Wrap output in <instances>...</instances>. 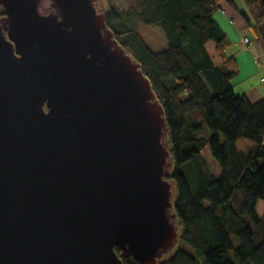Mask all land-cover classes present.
I'll return each instance as SVG.
<instances>
[{
  "label": "water",
  "instance_id": "95a60500",
  "mask_svg": "<svg viewBox=\"0 0 264 264\" xmlns=\"http://www.w3.org/2000/svg\"><path fill=\"white\" fill-rule=\"evenodd\" d=\"M48 2L0 0V264H158L165 107L99 0Z\"/></svg>",
  "mask_w": 264,
  "mask_h": 264
},
{
  "label": "trees",
  "instance_id": "16d2710c",
  "mask_svg": "<svg viewBox=\"0 0 264 264\" xmlns=\"http://www.w3.org/2000/svg\"><path fill=\"white\" fill-rule=\"evenodd\" d=\"M223 1L234 4L128 0L127 10L104 6L108 26L141 63L166 111L167 178L174 184L180 239L174 255L160 264H264V97L252 102L235 92L240 66L215 17ZM244 2L254 22L241 14L264 47V0ZM140 22L158 24L168 48L152 50Z\"/></svg>",
  "mask_w": 264,
  "mask_h": 264
},
{
  "label": "crops",
  "instance_id": "0c3cea01",
  "mask_svg": "<svg viewBox=\"0 0 264 264\" xmlns=\"http://www.w3.org/2000/svg\"><path fill=\"white\" fill-rule=\"evenodd\" d=\"M231 5L221 2L215 17L233 42L230 53L234 54L240 66V75L233 81L235 92L246 95L252 102L264 97V47L254 40L244 12L252 22L254 19L244 0H233ZM249 37L250 43L245 39Z\"/></svg>",
  "mask_w": 264,
  "mask_h": 264
},
{
  "label": "rangeland",
  "instance_id": "374dc122",
  "mask_svg": "<svg viewBox=\"0 0 264 264\" xmlns=\"http://www.w3.org/2000/svg\"><path fill=\"white\" fill-rule=\"evenodd\" d=\"M109 3H112L123 10H127L129 7L128 0H99L98 3L99 8L102 9L105 5ZM48 4H49L48 0H45V5ZM139 32L152 50L163 51L168 48L169 43L166 33L158 24L149 25V24H145L144 22H140ZM183 168L185 170L186 167L184 166ZM205 204L208 205L207 203ZM179 246H182L184 249L188 250L192 254H197L195 247L188 244L187 242H181ZM177 249L178 246L174 248L172 251L165 253L163 257L160 259L158 264L170 259L174 255Z\"/></svg>",
  "mask_w": 264,
  "mask_h": 264
},
{
  "label": "built area",
  "instance_id": "2783aa9c",
  "mask_svg": "<svg viewBox=\"0 0 264 264\" xmlns=\"http://www.w3.org/2000/svg\"><path fill=\"white\" fill-rule=\"evenodd\" d=\"M245 42L246 43H250L251 42V39L249 37H246Z\"/></svg>",
  "mask_w": 264,
  "mask_h": 264
}]
</instances>
